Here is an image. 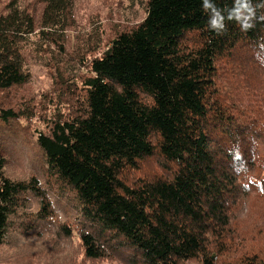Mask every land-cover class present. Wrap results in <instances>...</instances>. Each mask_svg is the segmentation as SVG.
Segmentation results:
<instances>
[{
	"label": "trees",
	"instance_id": "obj_1",
	"mask_svg": "<svg viewBox=\"0 0 264 264\" xmlns=\"http://www.w3.org/2000/svg\"><path fill=\"white\" fill-rule=\"evenodd\" d=\"M74 5L0 0V264H264V22L146 0L70 51Z\"/></svg>",
	"mask_w": 264,
	"mask_h": 264
},
{
	"label": "rangeland",
	"instance_id": "obj_2",
	"mask_svg": "<svg viewBox=\"0 0 264 264\" xmlns=\"http://www.w3.org/2000/svg\"><path fill=\"white\" fill-rule=\"evenodd\" d=\"M74 4L77 29L66 32L70 51H74L78 46L76 35L88 33L99 24H107L113 20L138 22L146 16V0H74ZM28 58L32 80L22 92L24 99L39 97L51 87V78L46 67L49 59L46 57L41 61L30 56ZM62 58L66 61L70 54H62ZM29 165L27 162L24 166L27 168Z\"/></svg>",
	"mask_w": 264,
	"mask_h": 264
},
{
	"label": "clouds",
	"instance_id": "obj_3",
	"mask_svg": "<svg viewBox=\"0 0 264 264\" xmlns=\"http://www.w3.org/2000/svg\"><path fill=\"white\" fill-rule=\"evenodd\" d=\"M201 7L208 17V29L216 35L225 34L229 23L248 31L264 22V0H232L230 7L219 6L216 0H202Z\"/></svg>",
	"mask_w": 264,
	"mask_h": 264
}]
</instances>
